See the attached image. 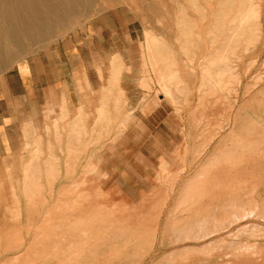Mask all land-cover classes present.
<instances>
[{
	"label": "rangeland",
	"instance_id": "rangeland-1",
	"mask_svg": "<svg viewBox=\"0 0 264 264\" xmlns=\"http://www.w3.org/2000/svg\"><path fill=\"white\" fill-rule=\"evenodd\" d=\"M224 1L92 0L0 68L1 78L57 45L92 44L116 89L70 164L27 166L25 180L0 182L10 194L0 203V264H264V0H232L223 15ZM243 1L257 17L227 45ZM129 64L141 67L146 116L131 115L137 99L118 85ZM169 64L182 80L172 98L160 88ZM207 163L208 191L180 206ZM191 217L206 218V231L178 236Z\"/></svg>",
	"mask_w": 264,
	"mask_h": 264
},
{
	"label": "crops",
	"instance_id": "crops-1",
	"mask_svg": "<svg viewBox=\"0 0 264 264\" xmlns=\"http://www.w3.org/2000/svg\"><path fill=\"white\" fill-rule=\"evenodd\" d=\"M92 48L63 43L47 59L20 61L0 78V182L25 180L27 166L70 164L69 153L88 148V125L94 119L102 126L105 95L116 92L109 87L107 66ZM136 65L127 66L130 73L118 85L128 100L137 99L131 115L146 116L141 104L146 98L138 87L141 67ZM8 195L2 184L0 203Z\"/></svg>",
	"mask_w": 264,
	"mask_h": 264
},
{
	"label": "bare ground",
	"instance_id": "bare-ground-1",
	"mask_svg": "<svg viewBox=\"0 0 264 264\" xmlns=\"http://www.w3.org/2000/svg\"><path fill=\"white\" fill-rule=\"evenodd\" d=\"M91 1L92 0H0V68L6 66L8 63L13 64L11 61H13L17 57V55L19 53H21V51H23V49L29 43L39 42V41H41V39L50 36L54 30H56V29L60 30V28L62 26H64L67 18L69 16L77 13V8L79 6H83V4H86V3L88 4ZM94 4H95V2H94ZM232 5H233L232 0H225L221 5H219V7H218L219 11H217V12H220V10H221L223 15L226 14L227 12L229 13V11H231ZM84 9H85V7H84ZM234 13H235L234 18H233L232 22H230V24L232 23L230 25V30L232 29L233 33H231V35L227 38L223 37L225 42L227 43V45L229 43L238 41L237 39L239 38V36H242L244 34L243 32H244L246 26H248V24L253 22L257 17V9H256L255 5H253L252 3H248V2L246 3L245 1L240 2L236 6ZM79 17H80V15H79ZM223 32H225V31H223ZM146 45H147V47H150V48L152 47L151 45H155L154 38L150 37V36L147 37ZM213 45H214V43H213ZM30 46H32V45H30ZM211 58H209L208 62L212 66L220 63L222 59H223V61H225V56L223 53L217 54L214 58L212 56ZM169 63H170V61H169ZM172 68H173L172 64L167 65V67L165 68L166 74L164 75V76H166V79L161 80V83H166V84L160 85L161 91L164 93L165 96H167L169 98H172V94L174 93V90H176V91L182 90L181 89L182 85L180 86V84H182V80L179 77V71L176 68H174V70H172ZM217 69H216V71H217ZM232 69H231V71H232ZM210 71H212V70L210 69ZM225 71H227V69ZM206 75H208V74H206ZM224 75L227 77L225 72H224ZM232 79H234V78H232ZM209 80H212V79H209ZM218 88H219V85H218ZM200 91H203V90H200ZM126 121H127V119H126ZM204 146L205 145H203V147ZM205 147H204V150H205ZM227 157L228 156H225L224 159L228 162L229 160L227 159ZM222 161H223V159H222ZM218 164H220V162ZM209 168H210V163L209 164L207 163V166L203 167L201 174L195 176L194 178H191L184 185V188L182 189L183 190V197L179 200V203H178L180 206H186V208H188V210H189V208L191 206L197 204L199 202L200 198L203 196V194L206 191H208L207 188L205 187V184L207 183V177H208L209 171H210ZM213 169H216V168L213 167ZM208 179H209V177H208ZM214 183L217 184L215 181H214ZM201 184H204V186H201ZM210 187H212V184ZM144 215H145V213H144ZM192 218L195 219L194 217H191V221H192ZM206 222H207L206 218L201 219V220L196 219V220L191 222V228H190V226H188V224L186 222V226L184 228L182 227L183 229L178 230L177 235L182 236L183 238L187 237L188 239L190 237L194 238L196 235H199L200 233H203L206 231L205 227L203 226L204 224H206ZM157 224L155 223L156 227H157ZM184 225H185V223H184ZM189 235H191V236H189Z\"/></svg>",
	"mask_w": 264,
	"mask_h": 264
}]
</instances>
